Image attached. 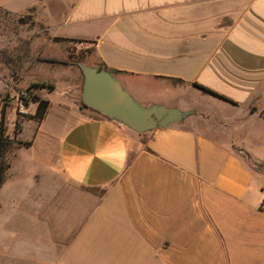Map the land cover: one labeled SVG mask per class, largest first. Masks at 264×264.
<instances>
[{
	"label": "crops",
	"instance_id": "obj_1",
	"mask_svg": "<svg viewBox=\"0 0 264 264\" xmlns=\"http://www.w3.org/2000/svg\"><path fill=\"white\" fill-rule=\"evenodd\" d=\"M24 13L49 39L19 26L1 42L0 52L14 51L3 87L54 89L37 90L48 110L32 140L8 146L0 187V211L12 206L9 224L22 212L34 238L0 255L32 264H264V180L249 164H264V143L254 149L238 136L257 126L264 137V0H33ZM73 42L91 44L85 65L114 74L144 107L193 114L138 134L86 109ZM59 44L57 56L45 54Z\"/></svg>",
	"mask_w": 264,
	"mask_h": 264
},
{
	"label": "rangeland",
	"instance_id": "obj_2",
	"mask_svg": "<svg viewBox=\"0 0 264 264\" xmlns=\"http://www.w3.org/2000/svg\"><path fill=\"white\" fill-rule=\"evenodd\" d=\"M33 0H0V28L1 27H9V30H6L5 36L1 38L0 35V47L2 45L1 42L3 40H8L9 38L13 37V31H19V26L22 27V32H34L37 31L40 34H46L47 38L49 39L48 32L43 30L41 25H36L33 23L31 17L33 16V13H24L25 8L29 6V4ZM3 7H9L13 12H7ZM8 8V9H9ZM9 18V23L7 25L1 24L5 20V18ZM20 22V23H18ZM16 23V24H15ZM4 31V30H3ZM1 33V31H0ZM2 34V33H1ZM56 39V38H55ZM55 43H61L60 40H55ZM11 49L13 48V44H11ZM56 47H65V44H59V46H55L54 49H48V53L51 56H57L58 50ZM69 48H72L71 54L69 55V59L71 62L75 64L90 62L89 56L92 54L93 46L86 42H73L71 44H68ZM26 54L24 58L29 59L32 56V51L30 50V46L28 42L26 43ZM39 58H42L39 56ZM13 65H14V51L11 50L10 53L7 52H0V120H1V110L5 108L6 111V127L7 131L5 134V137L7 138L8 144L16 143L18 141H24L27 142L28 140H32L33 136L35 135L37 124L36 123L28 124L24 133H22L21 130H19L17 133H15L16 125L18 124L20 127H24V124L26 121H31L33 116L30 114L32 110L30 109L34 102V99L31 100L30 107H29V113L25 115L24 117L19 116L17 114V108L15 104V97L23 90L26 89H18V88H9L4 89L2 84V78L4 76L7 77V80L10 75L13 73ZM63 72L60 68H55L52 72V75L57 78L61 77V73ZM51 74V72H49ZM174 85H179L175 84ZM49 90V89H48ZM32 94L34 96H37V90H31ZM59 94L56 93L52 97H57ZM255 128V129H254ZM253 129L250 130H241L238 132V136L245 137L254 147V149H258L260 147L261 149V141L264 143V137L263 132H259V129L257 126H255ZM18 140V141H17ZM264 158V156H263ZM250 166L253 168V171L255 174L259 175L264 180V164L263 163H257L255 161H249ZM12 206L7 204L6 209H2L0 211V247L4 248L8 245L14 246V242L16 244L17 239L19 243H27L30 244L32 239L34 238L31 235L30 232V225L29 221L26 219V217L21 212L18 216V220L16 224L8 223V218H12L14 215L13 210L11 209ZM26 219V220H25ZM16 240V241H15ZM0 264H32L31 260L25 258L24 261H20L19 263L11 262L10 260L5 259L0 255Z\"/></svg>",
	"mask_w": 264,
	"mask_h": 264
},
{
	"label": "water",
	"instance_id": "obj_3",
	"mask_svg": "<svg viewBox=\"0 0 264 264\" xmlns=\"http://www.w3.org/2000/svg\"><path fill=\"white\" fill-rule=\"evenodd\" d=\"M83 73L82 103L91 109L138 134L183 122L193 114L163 106L144 107L121 85L118 78L106 69L79 64Z\"/></svg>",
	"mask_w": 264,
	"mask_h": 264
},
{
	"label": "trees",
	"instance_id": "obj_4",
	"mask_svg": "<svg viewBox=\"0 0 264 264\" xmlns=\"http://www.w3.org/2000/svg\"><path fill=\"white\" fill-rule=\"evenodd\" d=\"M55 40H60V39L56 38ZM50 62L51 63H56L57 61L50 60ZM100 68L102 69V66ZM174 82L181 83L182 81L175 80ZM39 89H49L50 91H52L54 89V86L51 85V84H46V83H37V84L31 85L28 88V91L39 90ZM201 89L204 90L207 93H210V94H213L215 96H218L215 93H213V92H211V91H209L207 89H204V88H201ZM220 98H223V97H220ZM33 99H34L33 102L37 103L38 106H37L36 113H35V115L32 118H34L35 120L40 122L41 120H43V118L46 115V112H47L48 107H49V101L45 100V99H42L39 96H34L32 94L31 100H33ZM21 128L22 127H20L17 124L15 133H17L19 130H21ZM6 131H7V127H6V111H5V108H3L1 110V120H0V187L3 184V182L5 181L6 172H7V169L9 168V164L6 161V158H5V154H6V151L8 149V146H9L7 138L5 137ZM26 144H29V143H26Z\"/></svg>",
	"mask_w": 264,
	"mask_h": 264
},
{
	"label": "built area",
	"instance_id": "obj_5",
	"mask_svg": "<svg viewBox=\"0 0 264 264\" xmlns=\"http://www.w3.org/2000/svg\"><path fill=\"white\" fill-rule=\"evenodd\" d=\"M32 98V91L23 90L15 97V104L17 108V114L24 117L29 113V107ZM261 207L264 210V193Z\"/></svg>",
	"mask_w": 264,
	"mask_h": 264
}]
</instances>
